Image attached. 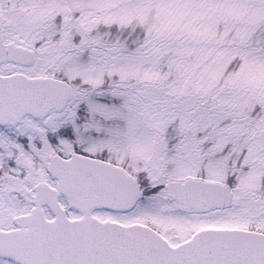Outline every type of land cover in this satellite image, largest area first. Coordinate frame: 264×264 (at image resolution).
Instances as JSON below:
<instances>
[{"label": "snow or ice", "instance_id": "obj_1", "mask_svg": "<svg viewBox=\"0 0 264 264\" xmlns=\"http://www.w3.org/2000/svg\"><path fill=\"white\" fill-rule=\"evenodd\" d=\"M0 264H264V0H0Z\"/></svg>", "mask_w": 264, "mask_h": 264}]
</instances>
